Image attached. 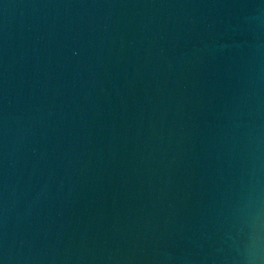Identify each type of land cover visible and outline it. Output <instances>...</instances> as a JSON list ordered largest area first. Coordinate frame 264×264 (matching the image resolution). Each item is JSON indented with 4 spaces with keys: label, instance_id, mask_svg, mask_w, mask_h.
Wrapping results in <instances>:
<instances>
[{
    "label": "water",
    "instance_id": "obj_1",
    "mask_svg": "<svg viewBox=\"0 0 264 264\" xmlns=\"http://www.w3.org/2000/svg\"><path fill=\"white\" fill-rule=\"evenodd\" d=\"M0 264H264V0H0Z\"/></svg>",
    "mask_w": 264,
    "mask_h": 264
}]
</instances>
